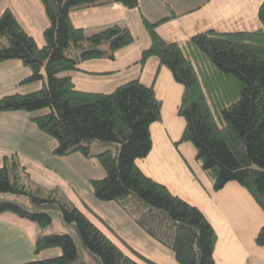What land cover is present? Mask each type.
<instances>
[{
    "label": "trees",
    "instance_id": "trees-1",
    "mask_svg": "<svg viewBox=\"0 0 264 264\" xmlns=\"http://www.w3.org/2000/svg\"><path fill=\"white\" fill-rule=\"evenodd\" d=\"M40 1L49 20L42 46L10 9L0 14V63L17 59L30 70L21 83L42 81L38 89L0 97V112L30 114L47 109L29 119L55 140L53 155L79 153L98 159L104 175L89 178L95 198L115 202L147 235L170 249L179 264H215L216 233L201 210L143 174L135 163L149 153V127L161 118V102L153 86L134 78L109 92L86 91L77 89L71 76L64 74L78 70L80 61L112 59L116 51L135 40L132 31L119 23L86 35L70 17L73 8L108 2L135 9L139 1ZM166 7L172 13L156 21L141 15L149 44L136 63L141 67L155 56L183 85L177 108L185 120L181 139L193 144L195 159L211 178L213 189L237 182L264 211V0L258 7L259 28L208 29L183 43L166 42L156 32L160 22L176 15ZM103 44H108V50ZM93 141L100 145L91 150ZM5 212L36 225V254L59 249L57 255L15 264H160L124 241L126 253L58 187L45 188L34 182L16 155L4 156L0 166V215ZM54 213L65 231L44 233ZM91 213L116 234L103 218ZM254 241L264 245V225Z\"/></svg>",
    "mask_w": 264,
    "mask_h": 264
},
{
    "label": "crops",
    "instance_id": "crops-1",
    "mask_svg": "<svg viewBox=\"0 0 264 264\" xmlns=\"http://www.w3.org/2000/svg\"><path fill=\"white\" fill-rule=\"evenodd\" d=\"M138 1L137 9H127L118 3L98 2L73 8L70 17L76 26L83 27L85 34L90 35L111 23H119L133 31L128 23L133 21L131 12L135 11L134 16L139 21L137 26L144 36L146 46L149 44V37L141 25L140 17L144 15L148 20L156 21L169 16L172 12L166 5L176 14L156 26V32L166 42L183 43L191 36L208 29L236 32L252 31L261 26L258 7L263 0ZM7 8L13 12L37 45H44L43 31L49 25V20L42 2L0 0V14ZM116 13L125 15L123 20L125 22H117L118 20L114 18ZM87 30L90 33L87 34ZM133 44L134 42L116 51L112 59L101 57L80 61L77 65L78 70L64 74L71 76L77 89L86 91L109 92L117 85L134 78H138L145 85H152L156 98L161 102V118L151 123L149 127L151 149L147 156L135 161L137 167L146 176L165 185L172 194L201 210L216 233L213 250L215 264L264 263V245H257L254 241L257 231L264 225V211L237 182H227L219 190L213 189L211 178L195 159L193 144L181 139L185 120L178 114L177 108L181 101L183 85L173 78L168 68L159 64L155 56L148 57L140 67L136 63L139 57H132L129 54L131 53L129 47ZM101 47L108 50V44ZM29 73V68L17 59L1 62L0 97L38 89L42 81H35L38 82L36 88L30 85L36 84L35 82L27 84L20 82ZM16 112L18 111L0 113L10 115ZM29 116L27 113L25 118L28 120ZM28 130L30 135L28 134V137L19 135L15 152H9L8 156L16 155L19 158L21 142H25L24 152L28 154H32L33 150H40L36 139L40 135L32 125L28 126ZM32 137L34 139H31ZM0 154H3L0 160L2 165L3 156L6 154L4 152ZM24 166L30 174L27 166L25 164ZM44 166L49 168L44 162L35 160V168L43 169ZM87 181L89 182V178ZM24 222L15 219L11 213L0 215V263L15 264L33 257L36 225L33 222ZM13 249L17 250V256L23 254L26 258L17 260L18 262L10 261L9 250ZM43 251H49L43 258L59 253L58 248Z\"/></svg>",
    "mask_w": 264,
    "mask_h": 264
},
{
    "label": "rangeland",
    "instance_id": "rangeland-1",
    "mask_svg": "<svg viewBox=\"0 0 264 264\" xmlns=\"http://www.w3.org/2000/svg\"><path fill=\"white\" fill-rule=\"evenodd\" d=\"M131 13H133V15L131 14V18L133 21H131V23L129 21L128 25L131 26L133 30L132 33L135 37V40L134 44L129 47V50L131 51V53L129 54L132 57H139L141 50L146 47V42L144 41V36L141 34V30L137 26L139 21L137 20V17L134 16L136 15V12L134 11ZM127 17L130 16L127 15ZM114 18L118 20L117 22H125L123 21L125 15H123L122 13L114 14ZM88 33H90L89 30H87V34ZM35 83L36 84H30L31 87L36 88L38 82ZM46 111L47 109H41L30 112V115L40 114ZM26 115L27 112L25 111H18L10 115L0 113V153L4 152V154H6L5 156H8L7 154H9V152H15L17 148L16 144L18 141V136L26 135V137H28V134L30 135L28 126L32 125L36 133L40 135L36 138L38 144L40 145V150H33L31 152L32 154H28L24 152V150H26L24 147L25 142H21V148L19 150L21 152H19L18 156L20 158L19 160L21 164L24 163L27 166V169L30 171V177L34 182L40 184L45 188L58 187L71 202H73L78 208L88 214L90 218L126 253H129V251L124 241L143 255L160 264H179L174 259L170 249L158 243L152 237L147 235L131 220V217L127 213L121 210V208L115 202L101 201L93 196L92 188L87 181V178H99L104 175V171L96 157L86 158L79 153H74L67 156L53 155L51 150L53 148V145L55 144V140L51 136L37 129V127L34 126L35 124L31 122L30 119L27 120L25 118ZM28 121L31 124H28ZM31 139L34 138L32 137ZM97 144L98 143H96L95 141L90 142L91 150H94V147ZM108 147H110L113 151H115L116 149V147L111 145ZM2 155L0 154V160ZM36 158L39 161L47 164L49 168H47L46 166H44L43 169H40L39 167L35 168L34 166L35 160H37ZM2 195L7 198L14 197V195L10 193H4ZM87 207L91 209V211L99 215L101 218H103L108 225L113 227L116 231V234L110 232L105 224L98 220L97 217H94V215L89 209H87ZM11 214L13 215V213ZM14 217L15 219L24 220V223H32L28 220L19 218L16 215H14ZM64 231L65 227L61 222L60 216L57 213L52 214V223L44 229V233H63ZM48 253L49 251H42L39 254L33 252L32 258H43V256L48 255ZM9 255L11 258L9 260H14V262H18L17 260L26 258V255L23 254L17 256L16 249L9 250ZM32 258L26 260H33ZM85 258L86 260H88V256H86Z\"/></svg>",
    "mask_w": 264,
    "mask_h": 264
}]
</instances>
